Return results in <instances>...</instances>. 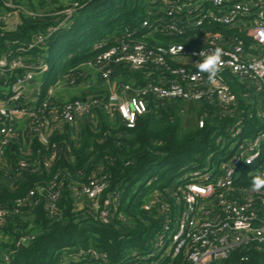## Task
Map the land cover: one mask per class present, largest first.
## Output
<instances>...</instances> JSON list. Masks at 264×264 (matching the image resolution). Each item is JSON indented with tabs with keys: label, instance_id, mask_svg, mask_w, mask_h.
I'll return each mask as SVG.
<instances>
[{
	"label": "trees",
	"instance_id": "trees-1",
	"mask_svg": "<svg viewBox=\"0 0 264 264\" xmlns=\"http://www.w3.org/2000/svg\"><path fill=\"white\" fill-rule=\"evenodd\" d=\"M24 1L33 14L21 12L15 30H8L0 20V56L9 45L26 44L35 33L57 25L65 11L72 9L70 19L54 32L47 48L30 52H55L42 90L58 80L87 83L95 74L96 83L83 96L70 100L91 94L106 98L108 84L87 62L110 46L128 41L135 31L132 38H141L140 24L149 17L148 0L57 1L52 9H45L51 0ZM146 40L153 45H194L184 36L161 33ZM167 60L175 64L170 57ZM163 74L168 72L132 71L121 65L115 68L113 79L140 86ZM187 103L192 106L188 108ZM205 111L208 115L200 127ZM232 121L233 116L221 115L220 106L209 102L152 104L133 127L118 112L96 107L79 126L54 129L48 144L31 137L29 153L23 140L13 142L0 160V208L7 212L0 222V264H161V254H149L167 220L175 185L196 166L229 157L233 142L227 127ZM53 153L56 157L45 165ZM22 158L36 161L38 168H29L19 177L16 170ZM101 177L108 184L98 198L78 196L83 184ZM255 178H243L241 183L254 184ZM260 186L264 189V184ZM38 187H43L42 193L35 190ZM52 196L54 202H50ZM105 209L107 216L102 215Z\"/></svg>",
	"mask_w": 264,
	"mask_h": 264
},
{
	"label": "built area",
	"instance_id": "built-area-1",
	"mask_svg": "<svg viewBox=\"0 0 264 264\" xmlns=\"http://www.w3.org/2000/svg\"><path fill=\"white\" fill-rule=\"evenodd\" d=\"M148 2L149 17L140 24L144 31L141 38H132L135 31L128 41L110 46L87 62L108 84L106 98L91 94L62 102L56 98V86L62 80L42 90L49 64L43 53L30 52L46 49L51 36L73 10H66L57 25L35 33L28 43L9 45L0 56V83L10 86L8 91L0 92V160L13 142L23 140L27 144L25 153H29L31 137L48 144L54 129L66 124L79 126L96 107L118 112L122 121L133 127L152 104H218L221 115L233 116L227 127L232 153L220 163L209 160L196 166L177 182L171 194L169 218L149 255L161 254V264H264V189L241 183L246 177L264 180V0ZM5 5L18 7L13 0ZM155 33L184 36L194 45L149 44L146 38ZM217 50V70L210 75L199 65ZM169 57L175 64H169ZM121 65L132 71L162 69L168 75L134 86L113 79L115 68ZM68 83L74 84L75 80ZM254 99L259 101L258 114L248 109ZM241 101L246 104L243 106ZM207 115L205 111L200 127ZM252 119L255 122L247 124ZM55 157L53 153L44 164ZM29 168L36 171L38 163L19 159L17 175L22 176ZM107 184L106 177L94 179L83 184L77 194L96 199ZM35 190L42 193L44 189ZM54 199L50 197V202ZM6 214L0 208V222ZM102 215L107 216L108 211L103 210Z\"/></svg>",
	"mask_w": 264,
	"mask_h": 264
},
{
	"label": "rangeland",
	"instance_id": "rangeland-1",
	"mask_svg": "<svg viewBox=\"0 0 264 264\" xmlns=\"http://www.w3.org/2000/svg\"><path fill=\"white\" fill-rule=\"evenodd\" d=\"M57 1H61V2H64V3H68L70 0H51L49 1V7L47 6L45 9H52L55 4L54 2H57ZM26 2H24V7L27 8V3L25 4ZM43 12V11H42ZM70 18H68L67 20H69ZM12 24H13V21H10ZM9 24L10 26H12V24ZM11 28V27H9ZM49 52V51H48ZM47 51L44 53V58L46 60L47 63H51V61L53 60L54 56H55V52L53 53H48ZM62 64H63V59H60L58 61V69L60 70L62 68ZM45 79H48V75L46 74V76H44ZM92 79H93V82L94 84L96 83L97 79H96V76L95 74L92 75ZM67 84H65V82L62 80L57 86H56V98L59 99V100H67L69 101L72 97H77L80 95V93L82 92V89H83V86H86L87 83H82V84H79V85H71V86H66ZM10 89V86L9 85H6V84H2L0 83V92L1 91H8ZM257 102L259 101H255V99L252 101L251 104L248 105V109L256 114H258V104ZM187 106L188 108H190V106H192L191 104H188L187 103ZM262 107V105H261ZM188 173V171H187ZM185 172V174H187ZM164 202V201H163ZM166 206V205H164ZM168 206V205H167ZM166 219L168 220L169 218V211L166 213Z\"/></svg>",
	"mask_w": 264,
	"mask_h": 264
},
{
	"label": "crops",
	"instance_id": "crops-1",
	"mask_svg": "<svg viewBox=\"0 0 264 264\" xmlns=\"http://www.w3.org/2000/svg\"><path fill=\"white\" fill-rule=\"evenodd\" d=\"M6 1H9V0H0V17L6 16V15H9V16L5 20L3 19H0V20H3L6 23L8 30H15L21 21V12L24 14H33V13L26 10V8L24 7L25 5L23 3L25 2L24 0H13L18 6L16 8H13V7L10 8L6 6L5 5ZM19 1H22V3H19ZM41 13L42 12H40V14ZM10 21H13V24ZM10 23L12 24V26L9 25ZM86 82H87V85L83 86L82 92L80 93L79 96H83L84 91L87 90V88L93 84L92 77L86 80ZM66 86H71V85H66Z\"/></svg>",
	"mask_w": 264,
	"mask_h": 264
},
{
	"label": "clouds",
	"instance_id": "clouds-1",
	"mask_svg": "<svg viewBox=\"0 0 264 264\" xmlns=\"http://www.w3.org/2000/svg\"><path fill=\"white\" fill-rule=\"evenodd\" d=\"M219 59V50L212 56H208L205 60L199 65L201 70L209 71L210 75H214L217 65V61ZM261 184H264V180L260 179L259 177L254 179V186L259 187Z\"/></svg>",
	"mask_w": 264,
	"mask_h": 264
}]
</instances>
